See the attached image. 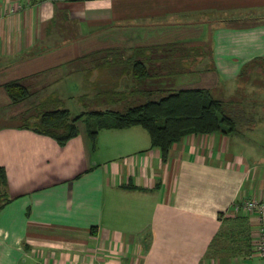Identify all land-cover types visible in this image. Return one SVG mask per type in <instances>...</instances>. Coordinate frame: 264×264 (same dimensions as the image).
Listing matches in <instances>:
<instances>
[{"label": "crops", "instance_id": "1", "mask_svg": "<svg viewBox=\"0 0 264 264\" xmlns=\"http://www.w3.org/2000/svg\"><path fill=\"white\" fill-rule=\"evenodd\" d=\"M139 47L160 71L175 58V73L144 80V90L236 92L264 64V0H0V119L13 106L4 85L21 79L38 100L57 94L71 115L68 99L125 109L139 100L123 67L109 69L102 92L92 89L101 67L61 64ZM117 86L122 100L107 94ZM78 128L60 145L22 123L0 125V264L262 263L256 218L236 206L264 202V122L187 135L166 161L142 127L102 129L95 143L84 120Z\"/></svg>", "mask_w": 264, "mask_h": 264}, {"label": "trees", "instance_id": "2", "mask_svg": "<svg viewBox=\"0 0 264 264\" xmlns=\"http://www.w3.org/2000/svg\"><path fill=\"white\" fill-rule=\"evenodd\" d=\"M148 49V47H139L128 58L120 49L111 48L89 55L95 57L92 61L95 63L94 67H101L100 78L95 82L98 86L95 84L92 89L100 91L102 89L99 87L109 82L107 73L111 67H104V63H99L97 60L104 59L105 64H108V58L111 57L117 66L120 63L124 65L123 70L135 80L136 85L128 92L135 94L139 101L128 105L124 110L94 109L73 117L70 111L64 108L57 94L42 101L38 100V93L25 83V79L8 82L4 85V89L13 106L28 105L36 112V119L33 122L29 119L30 121L23 123V126L39 134L53 137L60 145H65L70 139L78 136L80 120L86 122L93 143L96 142L98 133L102 129H127L139 126L149 133L152 147L159 148L163 160L166 161L173 145L187 135L217 133L230 135L238 131L243 113L237 112L232 107L234 102L225 103L215 99L210 90L199 88L144 90L140 85L144 80L157 75L169 76L175 73V67L167 66V62L175 59L172 58L173 56L163 59L166 65L164 64V69L160 71L158 67H152L158 58L150 55L151 52ZM100 54H104V57L99 58ZM187 68L182 67L178 72L185 73ZM93 74H95L94 71H90L88 79ZM107 88V94H110L112 98L117 96L118 100H122L121 97L127 94V92H120L119 86ZM3 176L4 173L0 167L1 180ZM247 237L248 251L251 252L252 237Z\"/></svg>", "mask_w": 264, "mask_h": 264}, {"label": "rangeland", "instance_id": "3", "mask_svg": "<svg viewBox=\"0 0 264 264\" xmlns=\"http://www.w3.org/2000/svg\"><path fill=\"white\" fill-rule=\"evenodd\" d=\"M95 53V52H94ZM106 54V53H104ZM104 54H100V56L98 55L99 58H103ZM91 55V54H89ZM82 56V57H78L77 54H75V59L73 62L67 64V65H63L61 64V67H70L69 70L74 69V67H76V69H79L78 67H94L95 63H92L93 59L95 57L93 56ZM108 64H105V60H97V62H101L104 63V67H124V65H122L121 63L117 66L115 63V60L111 57L108 58ZM258 66L253 67L252 69L248 70L244 77L242 78V80L240 81L239 85H240V89L237 90L236 92H229L226 94L223 93V90H214V98L218 99V100H222L225 103H228L229 101L234 102L235 104L232 106L233 108H235L237 110V112L239 113H243V117H242V123L239 126L240 128H248L251 127L255 122H264V120H256L254 121V119L252 118L253 114L259 113L258 115L261 118H264V97H260V95L258 93H256L257 90H264V64H257ZM201 68H206V67H201ZM117 69V68H115ZM68 70V71H69ZM111 70V69H110ZM119 70H123V68H118ZM110 73V71H108ZM115 74V73H114ZM75 81L71 82L70 85H73ZM40 86V85H39ZM174 88H178L176 87H172L170 89H174ZM247 89L249 91H247ZM175 90V89H174ZM254 91V93L252 92ZM94 93L90 94V98H93ZM230 98V99H228ZM67 102V106L71 109L72 115H76L78 114V110L79 108H82L84 111H90V110H94V109H106L105 106L102 107H97V104L95 101L92 100H86L84 102L85 107L78 105V103H76V101L73 100H66ZM136 104V103H134ZM31 108V106H25L22 104L21 106H12L11 108L7 109L8 114L6 115L5 118H7V120L1 118L0 119V125L1 124H15V123H19V124H23L26 122H33L34 119H36V112ZM81 109V110H82ZM124 110V109H121ZM252 113V114H251ZM22 114V119L21 121L18 119V117L16 115H20ZM25 114V115H23ZM16 116L13 120V117ZM30 119V120H29ZM251 122V123H249Z\"/></svg>", "mask_w": 264, "mask_h": 264}, {"label": "built area", "instance_id": "4", "mask_svg": "<svg viewBox=\"0 0 264 264\" xmlns=\"http://www.w3.org/2000/svg\"><path fill=\"white\" fill-rule=\"evenodd\" d=\"M243 208L245 211L251 213L256 218L257 233L255 238V253L261 258L264 264V202H259L256 200H246L242 205H237L236 209ZM35 264H42L37 262Z\"/></svg>", "mask_w": 264, "mask_h": 264}]
</instances>
